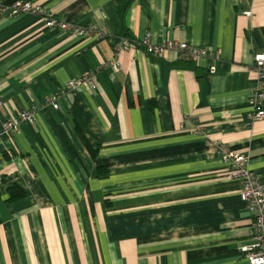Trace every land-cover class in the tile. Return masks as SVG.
<instances>
[{
  "label": "crops",
  "instance_id": "obj_1",
  "mask_svg": "<svg viewBox=\"0 0 264 264\" xmlns=\"http://www.w3.org/2000/svg\"><path fill=\"white\" fill-rule=\"evenodd\" d=\"M17 2L90 35L0 11V264H250L252 217L223 154L264 184V119L249 120L264 0H0ZM146 36L220 59L152 54ZM14 185L26 195L10 200Z\"/></svg>",
  "mask_w": 264,
  "mask_h": 264
},
{
  "label": "built area",
  "instance_id": "obj_2",
  "mask_svg": "<svg viewBox=\"0 0 264 264\" xmlns=\"http://www.w3.org/2000/svg\"><path fill=\"white\" fill-rule=\"evenodd\" d=\"M0 11L12 16L21 13L37 14L43 18L47 28L59 27L61 30L73 32L75 35H90L89 30L58 19L51 13L44 12L39 6L29 2H17L11 7H6L0 3ZM141 44L149 53L157 55H163L166 51L185 52L194 63H199L205 58L220 59L218 53L206 48L189 45L186 42L167 41L163 44H153L149 36H146ZM128 45H130V42H122V47ZM212 70L215 71V68H212ZM251 74L255 76V84L251 90V97L255 108L249 114V120L252 123L264 119V53L255 55L254 64L251 67ZM94 77L95 75L90 73V75L82 80L71 81L68 83V88L74 89L83 84H88L92 80H95ZM62 94L63 92L56 93L47 98L46 106L59 109L60 105L58 100ZM36 114L37 109L32 108L19 112L16 116H11L4 124L5 131L8 133L16 132L21 124L34 123L36 121ZM195 128L197 131H200V128ZM223 160L229 168L230 178L240 182V196L246 204V208L251 214L253 222V241L250 245L243 246L241 251L245 254L250 264H264V184L258 180L256 174L250 169V160L247 156L224 150Z\"/></svg>",
  "mask_w": 264,
  "mask_h": 264
},
{
  "label": "trees",
  "instance_id": "obj_3",
  "mask_svg": "<svg viewBox=\"0 0 264 264\" xmlns=\"http://www.w3.org/2000/svg\"><path fill=\"white\" fill-rule=\"evenodd\" d=\"M99 70H91V73L94 75H97ZM26 195V192L19 187L18 185H14L13 187L10 188V200H15L19 199L21 197H24Z\"/></svg>",
  "mask_w": 264,
  "mask_h": 264
}]
</instances>
